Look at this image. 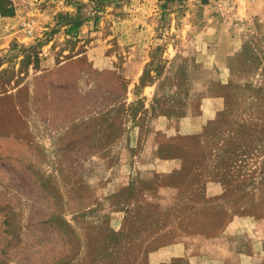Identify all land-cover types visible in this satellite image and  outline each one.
Masks as SVG:
<instances>
[{
    "label": "rangeland",
    "instance_id": "rangeland-1",
    "mask_svg": "<svg viewBox=\"0 0 264 264\" xmlns=\"http://www.w3.org/2000/svg\"><path fill=\"white\" fill-rule=\"evenodd\" d=\"M225 2L0 0V264H264V0Z\"/></svg>",
    "mask_w": 264,
    "mask_h": 264
},
{
    "label": "trees",
    "instance_id": "trees-1",
    "mask_svg": "<svg viewBox=\"0 0 264 264\" xmlns=\"http://www.w3.org/2000/svg\"><path fill=\"white\" fill-rule=\"evenodd\" d=\"M0 11H1L2 16H12L13 15V10L3 11L2 8H0ZM81 25H82L81 20H76V22L69 24L66 29V34L71 35V34L77 33ZM27 58L29 59V56H27Z\"/></svg>",
    "mask_w": 264,
    "mask_h": 264
},
{
    "label": "crops",
    "instance_id": "crops-1",
    "mask_svg": "<svg viewBox=\"0 0 264 264\" xmlns=\"http://www.w3.org/2000/svg\"><path fill=\"white\" fill-rule=\"evenodd\" d=\"M11 19V17L9 18ZM219 107V102L216 99H210L207 101V106H204L203 109V117L205 114H208L209 112L216 110Z\"/></svg>",
    "mask_w": 264,
    "mask_h": 264
},
{
    "label": "built area",
    "instance_id": "built-area-1",
    "mask_svg": "<svg viewBox=\"0 0 264 264\" xmlns=\"http://www.w3.org/2000/svg\"><path fill=\"white\" fill-rule=\"evenodd\" d=\"M222 1V0H221ZM226 0H223V6H226L225 4H226V2H225ZM250 1V0H249Z\"/></svg>",
    "mask_w": 264,
    "mask_h": 264
}]
</instances>
